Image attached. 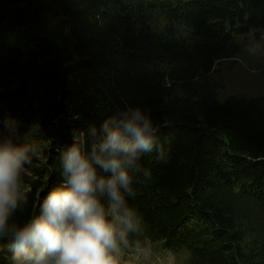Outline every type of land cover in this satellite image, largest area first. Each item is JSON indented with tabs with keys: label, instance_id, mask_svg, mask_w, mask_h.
Instances as JSON below:
<instances>
[{
	"label": "trees",
	"instance_id": "1",
	"mask_svg": "<svg viewBox=\"0 0 264 264\" xmlns=\"http://www.w3.org/2000/svg\"><path fill=\"white\" fill-rule=\"evenodd\" d=\"M251 28L264 0H0V121L22 138L39 120L46 146L18 217L62 179L73 130L140 106L160 125L130 201L145 235L187 264H264V107L218 101L208 82ZM9 255L0 240V264Z\"/></svg>",
	"mask_w": 264,
	"mask_h": 264
},
{
	"label": "clouds",
	"instance_id": "2",
	"mask_svg": "<svg viewBox=\"0 0 264 264\" xmlns=\"http://www.w3.org/2000/svg\"><path fill=\"white\" fill-rule=\"evenodd\" d=\"M248 39L251 44L255 34ZM233 59L247 68L242 56ZM18 128L12 116L0 121V240L11 250L6 264H182L145 235L130 202L136 177L152 178L140 161L141 153L153 150L160 128L149 113L129 105L99 128L92 122L73 130L72 142L59 149L62 179L23 220L17 214L29 205L27 178L46 146L38 142L39 120L22 138Z\"/></svg>",
	"mask_w": 264,
	"mask_h": 264
},
{
	"label": "rangeland",
	"instance_id": "3",
	"mask_svg": "<svg viewBox=\"0 0 264 264\" xmlns=\"http://www.w3.org/2000/svg\"><path fill=\"white\" fill-rule=\"evenodd\" d=\"M255 39L249 43L251 33ZM264 28H251L245 34H232V48L230 56L215 63L209 73L208 82L210 90L218 101H224L228 97L243 99H259L264 107ZM249 50L253 55H249ZM242 56L247 68L242 67L233 57ZM158 250L163 249L156 244ZM182 264H187L188 252L184 249L175 252Z\"/></svg>",
	"mask_w": 264,
	"mask_h": 264
},
{
	"label": "built area",
	"instance_id": "4",
	"mask_svg": "<svg viewBox=\"0 0 264 264\" xmlns=\"http://www.w3.org/2000/svg\"><path fill=\"white\" fill-rule=\"evenodd\" d=\"M262 35H263V34H262ZM262 35L260 36V38H263V37H264V36H262Z\"/></svg>",
	"mask_w": 264,
	"mask_h": 264
},
{
	"label": "crops",
	"instance_id": "5",
	"mask_svg": "<svg viewBox=\"0 0 264 264\" xmlns=\"http://www.w3.org/2000/svg\"><path fill=\"white\" fill-rule=\"evenodd\" d=\"M262 36H264V35H262Z\"/></svg>",
	"mask_w": 264,
	"mask_h": 264
}]
</instances>
